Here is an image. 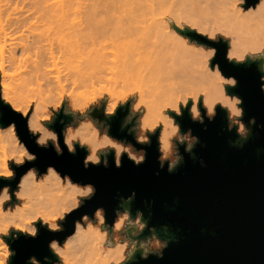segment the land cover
Listing matches in <instances>:
<instances>
[{
    "label": "water",
    "instance_id": "95a60500",
    "mask_svg": "<svg viewBox=\"0 0 264 264\" xmlns=\"http://www.w3.org/2000/svg\"><path fill=\"white\" fill-rule=\"evenodd\" d=\"M257 1L244 0L243 7L253 6ZM175 28L189 39L215 48L216 55L209 60L210 66H219L223 76L237 80L236 87L225 85L224 89L230 96L243 99L240 106L244 109L245 135L250 129L247 139L237 134L236 123L227 128L228 112L221 104L216 103L217 115L209 121L200 99L203 124L194 122L184 106L180 108L179 117L169 111L180 132L190 130L198 139L190 152L177 142L179 156L181 153L183 159L173 172L167 170V163L164 168L159 164L160 126L152 131L154 134L148 133L150 145L139 144L134 134H126L125 140L136 149H145L146 160L139 166L124 153L122 166L117 168L114 150L108 149L107 167L101 162L99 166L89 164L85 168L87 147L81 148L76 143V152L71 154L64 144L63 127L71 117L65 115L62 107L48 123L63 150L58 155L51 144L45 148L36 143L38 134L30 132L27 115L15 110L0 94V126L13 123L19 140L36 156L35 160L25 161L23 165L10 161L14 176L10 179L0 177V189L7 185L14 192L21 175L29 168L37 169L40 175L49 165L62 176L69 175L74 182L91 183L96 188L90 200L60 220L61 231H50L40 221L35 222L38 229L35 238L19 234L13 239L17 230H10V235L3 237L13 253L8 264H27L31 256L41 260L50 256L58 261L49 249L50 241L56 239L62 243L75 230V222L84 214L93 217L97 208L106 210L107 221L111 223L117 207L130 208L133 217L141 210L144 220L155 226L158 236L169 241L162 257L151 254L142 259L138 251L131 261L126 259L121 264H264V92L260 90L261 73L257 63L252 61L261 57L247 56L242 63L229 62L226 39L211 40L188 27ZM119 111L124 118L127 108ZM110 117V113L103 115L105 124L110 122ZM251 117H255V125L249 124ZM57 118H62L63 122L58 123ZM129 123L133 125V121ZM133 191L136 195L131 202L121 199ZM149 234L146 228L142 237Z\"/></svg>",
    "mask_w": 264,
    "mask_h": 264
},
{
    "label": "bare ground",
    "instance_id": "6f19581e",
    "mask_svg": "<svg viewBox=\"0 0 264 264\" xmlns=\"http://www.w3.org/2000/svg\"><path fill=\"white\" fill-rule=\"evenodd\" d=\"M89 1L88 9H85L84 11L77 10L78 7L81 6V2L76 0H30L29 3L20 0H0V8L4 5L10 7L15 5V9L20 13L19 16H23V18L20 19L16 17L13 18L14 20L10 19V21L16 23L31 22L36 26L37 30H39L37 34L39 38H43L44 36L50 38L56 35L51 32L46 34L45 30L40 32V25H38L39 22H45L47 27L45 28L47 29L46 31L52 29L62 31L64 29L67 30V33L72 34L74 40L65 44L63 48L60 46V49L62 48L65 54L70 57L79 55V53L82 52V49L85 50V47H82V42L86 41L87 36H92L94 33L99 32L95 29L96 21L99 18L101 19L102 24H111L109 29L111 36L116 34L119 36V33L120 35L122 33L120 38L115 36L117 39L115 37L114 39L112 37L114 42L119 39V44L120 39L122 38L128 42L127 51L124 52L121 59L113 60L112 65H110V61L108 62V56L106 54L100 53L98 50L96 51L91 48L86 52L85 58L80 60V62L83 61V63H79L85 70L83 68H78L76 69L78 72H75L76 70L73 71L74 69H72V75L70 76L81 78V81H78V83H83L85 80L82 81V78L84 79L86 75L89 74L87 73V71L90 70L88 69L89 67L93 71L95 68L99 69L98 67H100L102 69L103 66L110 65L107 67L112 70L111 73L115 72V75L117 73L121 77L120 81L117 80L118 83L121 82L120 86L119 84L118 86L127 90L128 93H132L133 91L137 92L138 100L134 107L136 108L137 106L142 105L145 109L140 121V139L145 138V130H152L154 127L160 126L158 135L159 149L164 157L171 153L173 146L172 137L176 133L173 132V128L177 129V124L174 122L173 117L166 112V109L173 108L176 101H178L177 93L183 87L190 83H194V80L196 79L190 71V60L194 59L199 64V74L197 75V78L199 77L211 86L210 90L204 95L208 107H213L219 102L222 106L228 108V112L231 116H234L231 111V105L234 103L233 95L230 96L225 92L224 86H222L221 76L216 73L214 74L207 69L208 66L206 67L207 60L205 53H199L194 49L192 43L189 42L186 37L180 35L175 28H172L166 20H161L155 15V17L153 16V10L155 9L156 4H158V1L155 3L153 0H118L119 4H114L111 0H103V2L100 0ZM216 1L218 2V5L220 4V6L224 7L228 17L230 16L238 20V25L251 34L256 46L264 44V2L258 0L255 5H250L245 8L248 9L256 6L255 9L245 11L241 6L242 4H240V0ZM102 8L105 10L103 11ZM116 12H119L122 17L117 15ZM155 12L158 13L157 11ZM52 44L53 43L51 42V54H53ZM229 47L230 43L228 41L227 52ZM31 48H34V46L31 45L29 49ZM231 52L236 58L244 57V54L235 46L231 48ZM260 57L264 58V55H260ZM10 59L12 62H16L18 61V56L16 53L11 54ZM71 64L73 63L71 62ZM69 67L71 66L69 65ZM86 67H88L87 71ZM73 68H75V66ZM215 68L216 66L212 69ZM104 69L105 67L101 72L105 71ZM106 71H108V69ZM73 72L75 74H73ZM101 72L99 71L97 73L99 74ZM33 73H37L38 76L45 79L48 87H51L50 85L55 82V84H57L59 81L52 80L49 77V71L46 68H43L42 64L35 66L33 68ZM113 74H111L112 77H115ZM74 78L72 79L74 80ZM66 79L68 80V78ZM114 84H116V82ZM61 86L62 84H60V87ZM51 90L49 89V91ZM7 102L12 107L14 105L15 107L13 108L15 110L19 109V111L23 113L22 115L27 114L28 108L25 106L10 99H7ZM29 120L31 121V126L34 130L40 131L45 138L48 136L50 131L44 127L38 119L36 111L29 119L27 118V124ZM11 124L13 123H10L7 126H10ZM81 125L86 126L87 132L84 134L81 133L80 130H68L66 135L64 134L68 140L71 141L73 140V137H76L80 140L86 141L89 148H96L99 150L106 147L107 140L104 139V137L107 135L102 134L93 122L87 120L81 122ZM0 138H2L9 146L8 151L10 158L19 159V153L27 152L25 146L19 142L16 136L14 125H11L6 131H4V134ZM109 139H111L113 144L121 150L127 149L133 155H136L129 150L131 147H124L115 139ZM140 156L141 155H138L136 157L139 158ZM0 167L11 170L8 167L6 159ZM25 173H23L21 177ZM27 183L28 182H26V185ZM72 191H76V189H72ZM74 203L75 201L67 199L60 201L59 203L51 204L46 208L50 214L48 213L46 215H54L55 213L58 214V212L61 213V208L72 207ZM120 219H123V215ZM116 222L120 221L118 220ZM87 223L92 225V228L88 229V232L90 234H98V236L104 240V243L98 244L93 248L85 249L78 243L79 236L83 235V232L80 233L77 237L73 238V240L69 241L67 246H60V251L64 257L65 264H115V261L123 260L126 256L125 251L127 250L123 249L124 242H121L118 239L113 244L108 243L107 231L100 227L99 222L98 224H94L88 220ZM74 231L64 239L62 244H64L66 239L72 235Z\"/></svg>",
    "mask_w": 264,
    "mask_h": 264
},
{
    "label": "rangeland",
    "instance_id": "374dc122",
    "mask_svg": "<svg viewBox=\"0 0 264 264\" xmlns=\"http://www.w3.org/2000/svg\"><path fill=\"white\" fill-rule=\"evenodd\" d=\"M20 1L29 3L30 0H20ZM76 1L81 2V6L78 7L77 10L84 11L85 9H88V4L90 3L89 0H76ZM100 1L103 2V0ZM111 1L114 4H119L118 0H111ZM153 1H155V3H157L158 1V4H156L155 7V9L157 10L155 9L153 10V16L155 15L157 16V18L161 20H166L172 28L178 27L183 29L185 27H188L194 29L196 32L199 33L206 32L209 35L215 34L216 39L221 37L229 41L230 50L233 46H235L241 53L244 54V59L247 56L251 58H257L260 57V55H264V44L256 46L254 44L251 34L247 30L243 29L238 25V20L230 16L228 17L226 11L224 10V7L220 6V4L218 5V2L216 0H215L216 2L214 0L213 1L212 0H153ZM243 3L240 4H242L241 6L245 11L253 10L256 7L255 6L245 9L243 7ZM102 10L104 11L105 9L102 8ZM155 11H157L158 13H156ZM116 14L122 17L119 12H116ZM19 15L20 13L18 10L15 9V5H12L11 7L4 5L0 8V94L2 99L6 102L7 99L13 100L28 108V112L26 114L28 119L36 111L38 119L41 121L44 127H46L49 131H52V129L51 127H49L48 123L52 121L55 115V111H58L59 108L62 107L65 112H70L72 111L73 108L84 110V115H81L80 112L77 111L75 115V120L72 121L71 118V120L65 124L66 128L64 130V134L65 131L67 132L68 130H74V131L80 130L81 133L85 134L87 132L86 126L81 125V122H85L87 120L93 122L102 134H106L105 133L106 124L103 121V115L112 113L119 106H121L120 108L122 110H125L127 108L125 118H130L131 120H133V125H132L133 129L137 134L138 139H140L141 136L140 121L142 115L144 114L145 109L143 108L142 105H139L136 108L134 107V105L138 100L137 92L131 91L132 93L130 92L128 93L127 90H125L122 87H119L121 82L118 83L117 80L120 81L121 77L117 73L115 75V72H113L114 74L111 73L112 70L108 68L110 65H112L113 60L121 59V56L124 54L125 51H127L128 42L125 41L123 38L120 39V44L118 43L119 39L118 41L114 42V39L116 37L120 38L122 36V33L121 35L119 33V36H117L118 34L111 36L109 33L111 24L104 25L101 23L102 21L99 18L95 24V29L98 30L99 32L94 33V35L92 36H87L86 41L82 42V47H85V50L82 49V52L79 53V55L70 57L69 55L65 54L62 48L64 47L65 44L74 40V38H72V34L67 33V30L65 29L63 31L57 29L46 31L47 29L45 28L47 27L45 25V22H39L38 25H40L39 28L40 32H42V30L43 31L45 30L46 34H49V32H51L52 34H56L54 37H50V38L47 36H44L43 38L41 37L39 38L37 36L39 30H37L36 26L33 25L31 22L16 23L14 21H10V19L16 17L22 19L23 16H19ZM175 30L180 35L186 37L188 41L192 43L193 48L196 49L199 53H205L207 60L206 67L208 66L207 69L215 74L217 67L215 69H212V67L209 64V60L207 59L213 48H207L208 47L207 45L203 43H199L196 40H191L187 35L182 34L176 28ZM112 37L115 38L113 39ZM51 42L53 43L52 44L53 54H51L52 51L50 49ZM31 45H33L34 48L29 49ZM60 46L62 47L61 49ZM91 48L95 49L96 51L98 50L100 53L106 54L108 56V62L110 61L109 62L110 65H107L108 67L103 66V68L105 67L104 69L105 71L103 72H101L103 68L101 69L100 67H98L99 69L97 68L93 69V71L90 67L89 68L86 67V71L90 69L87 71V73H89L90 75L88 74L84 79L82 78V81L85 80V82L83 81V83L81 82L82 83L81 84L80 82L78 83V81H81L80 80L81 78L76 76L78 79L77 80L75 76H70V75H72V69H74L73 71H75L78 68L84 69L83 66H80L83 63V61L80 62V60L85 58L86 52ZM14 53H16V55L18 56V61L16 62H12L10 59L11 54ZM71 62L73 64H71ZM76 62L78 66L76 65ZM41 64L43 68H46L49 71V77L52 80L54 81L59 80L57 84H55L56 83L55 82L54 83L55 85L54 84L50 85L52 87V90L51 87L47 86L45 79L38 76L37 73H33V68ZM189 64H190V71L193 73L196 79L194 80V83H190L189 85L183 87L177 93L178 101H176L173 108L166 109V112L168 114L170 110L171 111L176 110L180 113V108L184 106L182 102L188 100L190 97H199L201 94H203L199 98L201 99V104H202L203 96L207 91L210 90L211 86L208 83L201 80L199 77L197 78V75L199 74V64L194 59L190 60ZM69 65L72 68L69 67ZM74 66L75 68H73ZM69 68H70V72H69ZM96 69L97 72L99 71L101 72L99 74H101L102 76L96 72ZM107 69L108 71H106ZM75 72H78V70H76ZM73 74L75 73L73 72ZM111 74L115 75V77L114 76L113 77L116 80L113 79ZM219 75L223 77L221 72ZM96 77H100V78H96ZM66 78H68V80ZM72 78H74V80L76 81H74ZM225 79L227 78L225 77ZM114 81L116 82V84H114L115 83ZM60 84H62L61 86L62 88L60 87ZM49 89L51 91H49ZM189 101L191 102V100ZM200 117H201V113L199 118ZM228 118H229V124L236 123L239 126L240 124L243 123V121L239 117L235 115L231 116L229 112H228ZM10 126L7 127L0 126V137L4 134V131H6ZM156 127H154L152 130H145V134H144L145 138L141 140L148 139V133L152 132ZM177 129L178 131L172 137L173 146L171 153L168 156L164 157L162 156V152L159 149L160 151L159 158L161 161L167 160L169 163L176 162L179 157L177 142L184 141L186 146H190L195 140V136H193L190 133V131H185L182 133L179 131L178 125H177ZM238 130L240 132L239 127ZM35 131H37L39 137L40 131L38 130ZM246 132H247V128L244 125L243 132L242 133L240 132V134L244 135ZM108 137L111 138L110 136ZM19 142L23 144L22 141L19 140ZM117 142L121 143L124 147H129V148L131 147L129 144H126V142H122V141H117ZM106 147L99 149L97 154L99 155V153L106 150L107 149ZM129 150L135 153L136 154L135 156L143 155L141 149H136L135 147L133 148L131 147V149ZM27 152L30 153L28 150ZM5 159L7 160L8 167L13 171L9 163L10 161L15 162V160L9 157L8 148L5 153L0 154V166L3 165ZM16 190H18V185L15 191ZM9 203L13 207V210L12 212H10L11 214L5 216L4 219L7 222H11L13 219L19 217H31L36 212L35 208L24 209L21 205V201L17 200L15 196L12 199V201H10ZM8 207L9 204H6L5 209L7 210ZM45 213L48 214L49 211L45 209ZM59 214L61 213L58 212V214L55 213L54 215H59ZM121 215H123L122 212L120 213V216ZM88 220H90L94 224H98V220L97 219L94 220L93 217H89ZM36 221L41 222L42 220L37 219ZM41 223H43V221ZM55 223L60 224V220H56ZM99 225L104 230L107 227L106 225H101L100 223ZM126 226H127V222H125V227ZM107 234H108L107 235L108 243L110 244L115 243V241L118 239L121 242L127 241L128 247L127 250L125 251L126 256L123 258V260H120V262L123 263L126 260V258L132 253V241L128 239L124 231L108 230ZM0 239H2V237H0ZM4 243L7 246L8 250L11 252L7 242L5 241ZM63 245L64 244H62L61 246ZM146 246L152 252H157L158 250H160V247L156 245L155 237H151V236L148 237ZM57 263L59 264V260L57 261Z\"/></svg>",
    "mask_w": 264,
    "mask_h": 264
},
{
    "label": "clouds",
    "instance_id": "9594fccd",
    "mask_svg": "<svg viewBox=\"0 0 264 264\" xmlns=\"http://www.w3.org/2000/svg\"><path fill=\"white\" fill-rule=\"evenodd\" d=\"M244 0H240V3H243ZM264 2V0H262ZM201 34L206 35L209 39L215 40L216 36L215 34L209 35L206 32H202ZM216 55V49L213 48L210 55L207 57L208 60H211ZM227 59L229 62H232L233 60H236L237 63H242L244 60V57L236 58L233 56L231 50L229 49L227 52ZM253 62L257 63L258 71L261 73L259 80L261 81L260 84V90L264 92V58H257L255 60H252ZM216 74H220V67L218 66L216 68ZM222 80V86L225 87V85L236 87L237 86V80L235 78H227L225 79V76L221 77ZM203 95V94H201ZM200 95V96H201ZM200 96L199 97H190L188 100L183 101L184 110H187L190 114V118L194 122H200L204 123V120H200V111H201V105H200ZM234 103L231 105V111L232 113L241 118L244 115V109L240 106L243 104V99L239 96L233 95ZM189 100H191V105L189 107ZM217 104L220 105L219 102ZM216 105L213 107H208L206 99H204L203 96V108L206 110V118L209 121H212L215 119L217 113H216ZM238 106V107H237ZM13 107H15L13 105ZM223 107V106H222ZM227 110L228 108L223 107ZM19 111V109H17ZM77 111L80 112L81 115H84V110L82 109H76L73 108L70 112H65L66 116H70L72 118V121L75 120V115ZM176 116H181V114L176 111L172 110ZM228 118V117H227ZM63 122V121H62ZM255 117H251L249 119V124L255 125ZM130 124V123H129ZM127 124V125H129ZM127 125L124 123L122 124V129L127 127ZM245 123H242L239 125L240 132H243ZM108 129L110 128V125L107 124ZM28 128L30 132L33 134L37 133L32 126L31 121H28ZM157 129V128H156ZM155 129V130H156ZM229 129V127H228ZM249 129V128H248ZM232 130V129H231ZM178 129L173 128V132H177ZM129 134H134L135 131L133 129V126L128 128ZM154 132H151V134H154ZM250 133V129L248 131L247 135H241L237 133L241 138L247 139L248 135ZM104 139L107 140V147H109L110 150H114V162L115 166L117 168L122 166V155L124 153L127 154L128 158L132 160L137 166L142 164L146 160V153L145 155L140 156L137 158L135 155H133L131 152H129L127 149L121 150L119 147H117L115 144H113L112 140L108 138V136H105ZM151 140V139H150ZM51 141L53 146L55 147V150L58 155H61L63 150L60 147L59 139L55 131H50L48 133V136L45 138L40 133L36 143L39 146L47 147L48 142ZM198 142V139H196L195 143L189 148L185 147V151L190 152L194 145ZM76 143L79 144L81 148H85V146L88 149V155L86 156L84 160V166L87 168L89 164L93 166H99L101 164V156L104 157L103 159V166H108V159L107 155L109 154V151L107 153L101 152L100 155H97L98 149L96 148H89L88 144L84 140H80L76 137H73V140H68L67 137L64 135V144L67 147V150L71 154H75L76 152ZM137 143L139 144H145L150 145L149 140H137ZM184 145L185 143L183 141L180 142L179 146ZM242 146V145H241ZM9 146L3 141L2 138H0V154H3L7 151V148ZM19 159H15V163L17 165H23L25 161H33L36 159L35 154L33 153H27V152H21L19 153ZM183 157L180 153V156L178 157L177 161L174 163H169L167 160L161 161L159 158V164L161 168H164L165 163H167V170L169 172H173L176 167L179 165V163L182 161ZM14 176L13 171L8 170L6 168L0 167V177H3L5 179H10ZM31 178V179H29ZM26 182L27 185H26ZM72 189H76V191H72ZM96 193V188L91 183L89 184H83L81 185L78 182H74L71 177L67 174L61 175L59 171L54 166L49 165L47 167V170L45 173L40 174L38 176V171L35 168H29L28 171L21 177L20 182L18 184V190L11 192L10 186H4L2 189H0V264H8V258L13 254L10 252L5 245V240L3 237L10 235V229H16L17 235L13 236V239H17L19 234H26L28 236H31L32 238H35L38 234V229L35 226V221L37 219L42 220L43 224L47 226V228L50 231H61L62 226L60 224L55 223L56 220H63L66 216V214L71 213L73 210L78 209L85 201L90 200ZM135 192L133 191L131 195L128 197H122V200H126L127 202H131L135 198ZM13 196L19 201H21V205L24 209H32L35 208L36 212L31 217H19L13 219L11 222L5 221V216H7L10 212H12L13 207L10 205V201H12ZM67 199H71L75 201L72 207H63L61 208V213L59 215H46L45 209L54 203H59L60 201H64ZM9 204V207L7 210L5 209V205ZM123 213V219H120V213ZM103 213V214H102ZM14 215V212H13ZM114 216L115 220H113L111 223L107 221L106 216V210L97 208L94 212L93 219H97L98 222L101 225H106L105 231L113 230V231H124L127 235L128 239L132 241V253L126 258L128 261H131L135 254L139 251L142 259H147L149 255L155 254L157 256L163 255V250L168 246L169 241L166 239H162L158 236V234L155 231V226L149 225L148 221L144 220L143 218V212L141 210H137L135 217L131 214L130 208H119L117 207L114 210ZM89 219V216L87 214H84L81 217V220H78L75 222V231L72 235H70L66 241L64 242V245L67 246L68 242L73 240V238L77 237L80 233L83 232V235L79 236L78 243L83 246V248H93L97 246L98 244L104 243V240H102L98 234L92 233L90 234L88 232V229L92 228L91 224H88L87 221ZM119 220L120 222H116ZM125 222H127V226L125 227ZM23 225V226H22ZM148 229L149 233H151L148 236H143L145 229ZM155 237L156 238V245L160 247L159 252H152L147 246V238L148 237ZM60 243L58 240L53 239L49 242V249L51 250L52 254L59 258V264H65L64 257L61 254L60 251ZM128 247L127 241L123 244V249L126 250ZM27 264H57V261L52 260L50 256H44L41 259H38L35 256H31L28 258ZM115 264H121L120 261H115Z\"/></svg>",
    "mask_w": 264,
    "mask_h": 264
},
{
    "label": "flooded vegetation",
    "instance_id": "af4514ba",
    "mask_svg": "<svg viewBox=\"0 0 264 264\" xmlns=\"http://www.w3.org/2000/svg\"><path fill=\"white\" fill-rule=\"evenodd\" d=\"M119 110H122V109H117L116 111H113L112 113H110V122L109 123H106V126H105V133L108 135V136H110L111 138H113V139H115V140H117V141H122V142H126V144H129L132 148L134 147L130 142H128V141H126L125 140V137H126V134H128V128H130L131 127V125H127V124H129V122H132L133 120H131L130 118H122V113L119 111ZM200 120H203V117L201 116L200 118H199ZM55 121H57L58 123H61L62 121H63V119L62 118H57ZM126 124L127 125V127H125V128H123L122 129V124ZM107 124L108 125H110V128L108 129V127H107ZM232 125H233V123H231V124H229L228 123V125H227V128L229 127V129L232 127ZM65 128H66V125H64V127H63V138H64V130H65ZM68 128V127H67ZM67 130V129H66ZM188 131H190V130H188ZM237 131L239 132V130H238V125H237ZM240 133V132H239ZM246 134V133H245ZM244 134V135H245ZM65 135H66V131H65ZM117 135H118V137H117ZM119 136H121V137H119ZM134 136H135V138L136 139H138V136H137V134L136 133H134ZM194 136V135H193ZM138 140H141V139H138ZM145 140H149V137H148V139H145ZM195 141H196V137H195V140L193 141V143L190 145V146H186V144H185V147H191L194 143H195ZM49 144H51L52 146H53V144H52V142L51 141H49L48 142V145ZM54 147V146H53ZM55 148V147H54ZM108 149H109V147H107V149L106 150H104L103 151V153H107V151H108ZM141 150H142V153H143V155L145 154V149H143V148H140ZM114 155V154H113ZM103 159H104V157H102L101 158V161L103 162ZM164 161V160H163ZM43 174V173H42ZM100 209H102V208H100ZM103 210V209H102ZM95 212V211H94ZM94 212H93V216H94ZM103 214V213H102ZM122 216V215H121ZM121 216H120V218H121ZM116 218H114V220H115ZM95 220V219H94ZM118 221V220H117ZM62 226V225H61ZM63 227V226H62ZM157 252H159V250L157 251Z\"/></svg>",
    "mask_w": 264,
    "mask_h": 264
}]
</instances>
